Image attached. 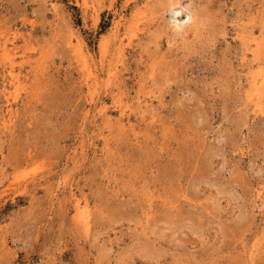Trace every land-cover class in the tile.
Listing matches in <instances>:
<instances>
[{
	"label": "rangeland",
	"instance_id": "1",
	"mask_svg": "<svg viewBox=\"0 0 264 264\" xmlns=\"http://www.w3.org/2000/svg\"><path fill=\"white\" fill-rule=\"evenodd\" d=\"M262 77L264 0H0V264H264Z\"/></svg>",
	"mask_w": 264,
	"mask_h": 264
},
{
	"label": "bare ground",
	"instance_id": "2",
	"mask_svg": "<svg viewBox=\"0 0 264 264\" xmlns=\"http://www.w3.org/2000/svg\"><path fill=\"white\" fill-rule=\"evenodd\" d=\"M180 28V27H179ZM4 45V44H3ZM3 47V46H2ZM6 47V46H5ZM4 47V48H5ZM8 50V49H7ZM6 53V52H5ZM5 56H6V58H9V60H11V58H10V55H9V53L7 52L6 54H4ZM11 77H12V79H16V77L15 76H13V75H11ZM93 79H95V78H93ZM262 79H263V81H264V77H262ZM78 204V203H77ZM77 208L79 209V205H77Z\"/></svg>",
	"mask_w": 264,
	"mask_h": 264
}]
</instances>
